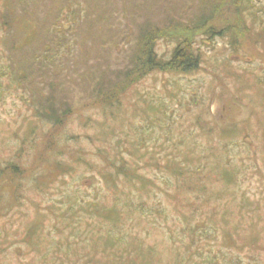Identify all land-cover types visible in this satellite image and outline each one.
I'll list each match as a JSON object with an SVG mask.
<instances>
[{
  "label": "rangeland",
  "instance_id": "1",
  "mask_svg": "<svg viewBox=\"0 0 264 264\" xmlns=\"http://www.w3.org/2000/svg\"><path fill=\"white\" fill-rule=\"evenodd\" d=\"M219 1L0 0L2 15L10 23L0 35V62L3 57L8 60L17 75L16 80L20 79L19 73L26 74L21 85L9 86L5 78L1 80L0 164L5 163V159H13L29 171L21 184L25 189L20 192L13 190L8 181H0V264L112 263L88 256L83 263L80 260L72 263L69 258L76 244H68L66 234L52 227L55 213L65 201L73 200L75 194L91 198L95 187L104 186L81 158V166L72 174L75 171L72 164L78 155L65 150L60 143L67 141L69 148L82 151L91 146L93 139L103 144L111 139L116 142L117 139L109 135L118 130V124H123L127 117L131 123L137 118L138 121L150 118L148 121L153 126L161 124L154 126L157 130L153 137H159L152 149L155 158L158 153L168 155L169 149L178 146L192 162V151L200 154L205 143L222 146L217 141L226 135V147L222 146L225 151H221L223 166L215 175L231 176L229 182L236 202L228 207L233 211L244 210V216L239 219L242 224L237 218L228 219L226 226L230 231L220 233L215 241L231 255L238 252L232 247L234 241L251 244L256 238L264 242V227L256 223V216L252 217L256 214L254 208L264 207V32L260 20L264 19V0H250L253 5L249 10L241 6L240 12L223 11L210 20L209 25L197 30L182 27V24H199L197 19L201 15L210 16L213 4ZM80 8L85 11L84 19H72L69 14L81 13ZM61 15H66L68 21H62ZM167 26H170L166 29L170 36L192 41L194 48L200 51L196 69L177 75L157 71L134 87L120 91L116 82L137 63L136 40L141 41L144 31ZM212 26L225 28L222 36L203 34ZM62 30L66 33L58 37ZM173 42L170 37L160 39L156 48L166 51L168 46L171 49L175 45ZM46 48L52 52L53 61L41 56L40 52ZM171 86L177 91L175 95L168 92ZM108 89L119 100L112 102V112L117 110V117L105 127L103 123L110 122L112 116L102 115L100 99L102 92ZM139 92L145 93L144 96ZM50 97L56 104L71 107L72 118L56 129V139L63 150L43 152L40 139L47 128L40 125L42 121L36 117L40 112L37 110L35 114L34 107L48 102ZM150 99V103L159 100L165 103L164 113L173 109V131L166 124L162 125L163 121H168L166 114L165 117L154 113L161 108L147 105ZM196 117L203 128L205 124L208 126V132L190 134L191 127H197ZM87 122H91L90 128ZM124 126L125 123L120 130L126 131ZM117 135L116 132L113 137ZM19 144L21 149H18ZM15 148L20 151L18 155L7 157L6 152ZM98 151L103 155L93 154L89 159L93 166L105 155L110 156L107 148ZM114 154H118L117 150ZM145 165H138L141 171L161 178L154 165ZM165 166L168 168L169 163ZM66 167L72 176L65 174ZM223 167L228 173L223 172ZM33 193L37 196L31 200ZM4 230L7 231L2 232ZM13 230L26 237L10 234ZM260 248L255 250L254 247L246 254L249 264H264V248ZM247 251L244 249V253Z\"/></svg>",
  "mask_w": 264,
  "mask_h": 264
},
{
  "label": "trees",
  "instance_id": "2",
  "mask_svg": "<svg viewBox=\"0 0 264 264\" xmlns=\"http://www.w3.org/2000/svg\"><path fill=\"white\" fill-rule=\"evenodd\" d=\"M224 4L226 5L222 8ZM252 5L250 0H221L213 4L210 16L201 15L198 19L195 18L199 24L194 26L182 24V27L197 30L209 25L210 20L215 19L223 11L240 12L241 6H246L249 10ZM0 10V35H2L4 34L3 30L10 23L5 21V16L2 15L3 10ZM80 11L81 13L71 12L69 16L74 20L76 17L83 20L85 11L81 8ZM60 18L62 21H68L66 15H61ZM260 20L261 31L264 32V19ZM169 27L149 29L144 31L141 41L136 40L139 46L138 55L135 57L137 63L134 69L126 70L123 78L119 79V83L116 82V85L120 86V91L134 87L138 81L140 82L147 75L157 71H169V73L177 75L196 69L200 51L194 48L192 41L188 42L187 39H182L179 36L177 38L170 36L166 31ZM222 29L223 27L215 28L212 26L208 30H204L203 34H207L209 37L212 35L222 36L225 28ZM65 33V30L59 31L58 37ZM167 37H170L175 45L171 49L168 46L166 51L160 52L156 48V44L160 39L165 40ZM40 54L47 60H54L49 48L42 50ZM1 59L0 88L3 84L1 80L4 78L8 81L9 86L21 85L26 74L19 73L18 78L20 79L16 80L17 75L8 65V60L4 57ZM172 87L168 92L175 95L177 91L176 89L173 90ZM102 93H104L100 99L103 104L102 115L104 113L108 114L109 117L112 116L110 122L103 123V126L106 127L113 123L112 120L117 117V110L112 112V104L119 99L115 98L112 90L108 89ZM139 93L142 97L145 94ZM29 101L33 103L34 100L29 98ZM150 101L152 100L150 99L147 105L161 108L154 113L167 115L165 117L168 118V121H163V123L161 121L162 125L166 124L173 131L175 127L172 125L173 117H171L173 109L170 108L168 113H164L165 103L160 100L158 103H150ZM106 105H109L108 108ZM34 109L35 114L37 110L40 112L36 116L37 120L42 121L40 125L44 124L47 128L43 132L44 137L40 139V142H43L42 151L50 149L60 151L63 150L62 145L65 150L77 153V159L72 164L73 170H75L72 174L81 166L79 161L81 158L85 167L91 168L104 185L103 188L95 187L94 196L91 198H83L75 194L76 197L73 200L65 201V204L63 203L62 207H59L60 210L55 213L56 220L52 227L67 235L64 238L68 244L71 242L77 246L71 251L69 261L72 263L79 260L83 263V259L88 256L89 259L112 262L111 264H249V261H246L248 257L246 254L250 253L254 247L255 250L261 249L260 247L264 248V242L256 238L251 244L234 241L232 247L241 254L237 252L231 255L228 251L223 250L224 248L217 243V240L215 241L216 238L220 237V233L230 231L229 226H226L228 219L237 218V221L242 224L239 219L244 216H242L244 210L233 211V209L229 210L228 207L232 205L235 199L229 182L232 179L231 176L223 178L215 175L216 170L223 166L221 164L223 157L221 151H225L223 147H226V135H223L222 140L217 141L223 147L217 146V143L215 145L205 143L202 146L203 150L199 151L200 154L196 150L192 151V162L189 161V158L184 157L178 146L169 149L168 155L163 156L158 153L155 158L152 149L159 137L158 135L153 137L157 130L154 126L161 124L153 126L152 122L149 123L150 118L144 119L149 120L148 122L138 121L137 118L131 123L127 117L124 122L126 131L120 130L124 123H119L118 130L116 128L109 135V137L117 139L116 142L110 138L111 142H107L105 145L103 141L101 144L100 142L96 143L93 139L91 146L95 145V148L91 149L90 146L79 151L80 148H69L67 141L65 144L60 143V145L56 139L58 126L72 118L71 107L68 108L61 103L56 104L50 97L48 102L36 104ZM87 123L90 128L91 122ZM194 123L197 127H191V135L201 131H209L206 124L204 128L202 127L203 124H200L199 117H196ZM194 128L198 130H194ZM116 132L119 135L113 137ZM163 135H165L164 130ZM152 138L154 140L150 143ZM162 144L164 145L165 142L163 141ZM105 147L109 149L110 156L105 155L93 166L89 159L92 158L93 154L97 157L102 156V152L98 150H104ZM21 148L22 145L19 144L18 149ZM18 149L7 151V157H16L17 152H20ZM116 150L118 154L115 155ZM79 154H81L80 157ZM83 154L89 156L86 158ZM167 163H169L168 168L165 166ZM139 164L154 165V169L159 171L161 178H155L148 175L146 171H141ZM26 168V166H20L18 161L5 159V163L0 164V181H8L14 188L13 190L20 192L21 189H25L21 184L28 177L29 171ZM223 169V172L228 173L229 170L224 167ZM65 174L72 176L68 167H66ZM36 196L37 193H33L30 195V199H36ZM254 210L256 214L252 217L256 216L258 218L256 223L264 227V207H257ZM63 228L68 230V233ZM10 234L26 237L25 234L23 236L16 230ZM233 239H235L234 236ZM244 249L249 251L244 253Z\"/></svg>",
  "mask_w": 264,
  "mask_h": 264
}]
</instances>
